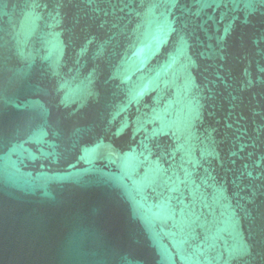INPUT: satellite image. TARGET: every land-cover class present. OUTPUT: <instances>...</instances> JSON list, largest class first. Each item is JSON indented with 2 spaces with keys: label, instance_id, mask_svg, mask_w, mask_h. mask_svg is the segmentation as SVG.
<instances>
[{
  "label": "water",
  "instance_id": "1",
  "mask_svg": "<svg viewBox=\"0 0 264 264\" xmlns=\"http://www.w3.org/2000/svg\"><path fill=\"white\" fill-rule=\"evenodd\" d=\"M0 264H264V0H0Z\"/></svg>",
  "mask_w": 264,
  "mask_h": 264
}]
</instances>
